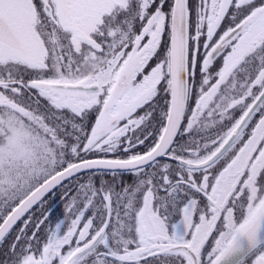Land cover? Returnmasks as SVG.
Returning <instances> with one entry per match:
<instances>
[{"label": "snow or ice", "instance_id": "1", "mask_svg": "<svg viewBox=\"0 0 264 264\" xmlns=\"http://www.w3.org/2000/svg\"><path fill=\"white\" fill-rule=\"evenodd\" d=\"M205 255L264 264V0H0V264Z\"/></svg>", "mask_w": 264, "mask_h": 264}, {"label": "flooded vegetation", "instance_id": "2", "mask_svg": "<svg viewBox=\"0 0 264 264\" xmlns=\"http://www.w3.org/2000/svg\"><path fill=\"white\" fill-rule=\"evenodd\" d=\"M90 158H96L95 156H91ZM108 158H112V154H109ZM166 159V158H165ZM95 174V177L97 178V184L99 183V178L103 174V179L105 180H111L112 177L107 171L104 170H95V171H89L82 174H79L81 179H87L89 175ZM118 175H120L118 173ZM123 178L131 183L133 180V177L131 174L124 173ZM69 183H74V181L69 179L67 182H65V185H68ZM63 189L61 187H58L54 190V194H52L48 200L46 201L44 208L47 210L48 214L50 215V220L47 222V224H50L52 227H54L55 223H57L60 219L64 218V212H65V200L61 198V192ZM90 214V213H89ZM39 215V213H37ZM235 216L237 219L240 218L241 213L239 210L235 212ZM20 222H18L17 227L19 226ZM214 238H210V244L213 242ZM205 261H207V256L204 257Z\"/></svg>", "mask_w": 264, "mask_h": 264}, {"label": "water", "instance_id": "3", "mask_svg": "<svg viewBox=\"0 0 264 264\" xmlns=\"http://www.w3.org/2000/svg\"><path fill=\"white\" fill-rule=\"evenodd\" d=\"M89 171H95V170H86V171H84V172H82V173L89 172ZM104 171H107V170H104ZM82 173H80V174H82ZM78 175H79V174H78ZM70 179H71V178H70ZM67 181H68V180L64 181V183L67 182ZM57 188H58V187H57ZM57 188H56V189H57Z\"/></svg>", "mask_w": 264, "mask_h": 264}, {"label": "rangeland", "instance_id": "4", "mask_svg": "<svg viewBox=\"0 0 264 264\" xmlns=\"http://www.w3.org/2000/svg\"><path fill=\"white\" fill-rule=\"evenodd\" d=\"M205 264H206V261H205Z\"/></svg>", "mask_w": 264, "mask_h": 264}]
</instances>
